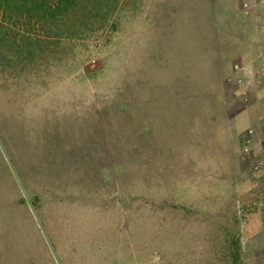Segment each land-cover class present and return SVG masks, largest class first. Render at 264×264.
Instances as JSON below:
<instances>
[{
	"label": "rangeland",
	"instance_id": "1",
	"mask_svg": "<svg viewBox=\"0 0 264 264\" xmlns=\"http://www.w3.org/2000/svg\"><path fill=\"white\" fill-rule=\"evenodd\" d=\"M260 1L0 0V264H264Z\"/></svg>",
	"mask_w": 264,
	"mask_h": 264
},
{
	"label": "crops",
	"instance_id": "2",
	"mask_svg": "<svg viewBox=\"0 0 264 264\" xmlns=\"http://www.w3.org/2000/svg\"><path fill=\"white\" fill-rule=\"evenodd\" d=\"M255 4L256 3H254V5H253L254 8H256V7H263L264 8V0H261L256 5ZM248 21L249 22L246 21V23H248L247 35L245 36L246 38L244 39L242 44L244 45V47H248L249 49L251 47L252 48L253 47L254 48H261V47L264 48V21H262V20L258 21V19H256L255 17H253L252 19L249 18ZM250 28H252V29H250ZM239 39H240V37L237 38V41ZM249 49H248V51H249ZM260 59H264V53H263V55L261 53ZM242 64H244V63H242ZM259 64H260V62H259ZM257 65H258V63H257ZM238 68H239V66H238ZM241 75H242V73H241ZM251 75H252V77H254V83H256V84L259 83L258 85H261V83H263V81H264V69L258 70L255 68V66H253L252 71H251ZM238 82L239 83L242 82V79H240V77L238 78ZM262 87H263V89L260 92V95H262V97L264 98V83H263ZM256 97H259V96L256 95Z\"/></svg>",
	"mask_w": 264,
	"mask_h": 264
},
{
	"label": "built area",
	"instance_id": "3",
	"mask_svg": "<svg viewBox=\"0 0 264 264\" xmlns=\"http://www.w3.org/2000/svg\"><path fill=\"white\" fill-rule=\"evenodd\" d=\"M253 134V131H248V138H246V140H245V144L246 145H248V144H250V138H251V135Z\"/></svg>",
	"mask_w": 264,
	"mask_h": 264
},
{
	"label": "trees",
	"instance_id": "4",
	"mask_svg": "<svg viewBox=\"0 0 264 264\" xmlns=\"http://www.w3.org/2000/svg\"><path fill=\"white\" fill-rule=\"evenodd\" d=\"M60 3H62V0H60Z\"/></svg>",
	"mask_w": 264,
	"mask_h": 264
}]
</instances>
